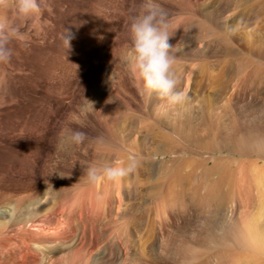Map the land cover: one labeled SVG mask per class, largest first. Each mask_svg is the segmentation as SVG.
I'll use <instances>...</instances> for the list:
<instances>
[{
    "label": "rangeland",
    "instance_id": "obj_1",
    "mask_svg": "<svg viewBox=\"0 0 264 264\" xmlns=\"http://www.w3.org/2000/svg\"><path fill=\"white\" fill-rule=\"evenodd\" d=\"M51 1L54 21L50 40L26 54L8 45L13 53L9 63L21 65L25 71L17 75L19 78L8 76L3 80L2 91L6 98L14 99L15 109L2 114V133L20 126L35 131L42 125L51 129L58 123L85 132L87 139L82 145L65 151H55L57 139L51 140L53 134L46 139L47 152L57 159L51 170L55 184L70 188L75 187L76 179L85 178L86 169L94 165L92 159L98 154L117 151L113 146L116 142L129 154V162L135 160L131 153L138 149L135 170L122 179L125 201L120 205L115 201L111 216L105 219L118 256L116 264H264V252L256 248L247 232L254 226L264 236V85L257 71L259 64L264 68V0H191L189 4L185 0H156L170 20L174 69L189 96L184 105L166 111L158 106L161 102L155 96L138 91L122 60L130 43L125 14L133 0ZM91 17L95 21L93 29ZM65 30L72 35L69 48L62 39ZM93 30L96 33L90 39ZM226 46H232L235 54H227ZM230 59L242 60L236 100L244 99L234 111L216 120L214 111L221 115L225 96L231 92L219 95L213 79L218 71L216 62ZM199 63L208 64L205 76L196 67ZM150 126L170 131L176 139L181 138L177 134L180 132L190 152L150 153L164 150L149 136ZM33 140L38 141L35 136ZM32 146L20 139L0 145V185H16L21 170L27 176L32 167L27 151ZM192 157L206 161L193 170H180L182 180L174 196L169 173L162 170L168 169L170 162L154 161ZM217 161L221 165L215 164ZM113 165H120V160L114 159ZM115 184L112 182L113 190ZM213 192L222 196L221 205L209 197ZM127 225L129 236L124 246L116 235L124 237ZM232 227L243 239L234 237L229 230ZM47 242L36 244L41 253L39 264H48L47 256L56 252L48 251L51 244ZM107 244V240H100L86 264L98 261ZM126 252L129 259L125 261Z\"/></svg>",
    "mask_w": 264,
    "mask_h": 264
},
{
    "label": "bare ground",
    "instance_id": "obj_2",
    "mask_svg": "<svg viewBox=\"0 0 264 264\" xmlns=\"http://www.w3.org/2000/svg\"><path fill=\"white\" fill-rule=\"evenodd\" d=\"M185 1H186V4L191 3V0H185ZM46 3L48 5V8H50L51 10L49 11L48 8H45L42 11V14L40 15L39 19H37L34 22H30L29 25L25 29H22V31L26 32L27 41L26 42H20L17 40H12L9 43V46L14 47L16 50H25V54H26V51L31 52L30 50H33V48L43 46V45H45V43L47 41L50 40L49 39L50 35H51L50 29L53 27L52 25H53L54 17H53V11H52L53 9H52V4H51L52 1L46 0ZM94 12H95V10H94ZM55 14H57V13H55ZM88 14H89V12L87 13V15ZM94 22H95L94 19L91 17V23H90L91 25L90 26L92 29L95 26ZM55 26H58V25H55ZM89 30L91 32V29H89ZM94 30L91 33L92 36L90 39H93L94 32H95ZM53 36H54V34H53ZM87 37L89 38V36H87ZM216 41H218V40H216ZM224 46H225V44H224ZM191 47L193 48L192 45H191ZM231 47L226 46V49H225L226 53L229 55L235 54V52L233 51V49H231ZM198 48H200V47H198ZM218 48L219 47H217V49ZM20 52H22V51H20ZM195 53H197V52H195ZM197 54H199V51ZM192 55L194 56L195 54L193 53ZM200 55H203V54H200ZM236 56H237V54H236ZM82 58H84V56ZM198 58H200V57H198ZM85 59H83V60H85ZM83 60H81V61H83ZM241 61H242L241 59H239V60H237V59L231 60L230 59V60L216 62L217 66H218V71L215 74L213 79H215L217 81V85L215 83L214 84L220 89V91L217 90V91H219V95L221 96L224 94V96H225V94L228 93V91L231 89V92L229 93V95L225 96V102H224L223 106L221 107L222 109L220 108L221 109V111H220L221 115L217 114L218 111L217 112L214 111V115H215L216 120H219L221 118V116H227L228 112L234 111L232 109H234L235 106L238 105V102H240V100L244 99V98L243 99L238 98L239 100L238 101L236 100V94H237L236 90L238 87V79L240 77L241 68H242ZM11 62H13V61H11ZM81 63H83V62H81ZM77 64H78V62H77ZM258 64H259V62H258ZM20 66L21 65L17 66V63L15 66L14 62L13 63H7V64H0V120H1V116L3 113L9 112L12 108H14L13 106H15L14 105V99H12L11 96L6 98V95L2 91L3 80L6 77L8 78V76L9 77L11 76V78L14 77V79H16L17 75L24 73V71H25L24 68L22 66L21 67ZM207 66H208L207 63H199L196 65V67L199 68V70L201 71L200 72L201 76H205L206 73H208ZM257 67H258L257 71H258L259 78L261 79V82L264 85V68L260 64L257 65ZM29 68L27 69L28 71H29ZM214 68H215V66H214ZM29 74H31V73H29ZM189 75H190V71H189ZM227 76H228V79H225V77H227ZM21 78H23V77H21ZM189 80H190V77L188 76L185 80L187 82V83L185 82V85H188ZM233 81H234V83H232ZM5 85H7V84H5ZM203 86H206V85H203ZM200 88L202 89V86ZM253 88H254V85H253ZM212 90H213V88H212ZM199 91H201V90L199 89ZM17 97H19V96L17 95ZM155 100L157 101L156 97H155ZM201 100H203V99H201ZM158 102H160V101L158 100ZM216 106H218V105H216ZM200 107H201V105H200ZM200 115H201V113H200ZM228 116L232 117V115H230V114ZM208 117H210V116L208 115ZM203 120L204 119H202V121ZM207 121H208V118H207ZM197 122H199V121H197ZM186 123H188V121ZM127 124L128 123H126L125 125H127ZM116 125L117 124L115 123V126ZM120 125H121V123H120ZM186 125H188V124H186ZM196 125H197L196 127H198L199 124H196ZM207 125H209V124H207ZM65 126H66V123H65V125L58 123V124H54L51 127V129H49V127H46V126L43 127V125H42L41 126L42 128H41V130L39 129V131H37V130L35 131L33 129H27L25 127L20 126V127L14 128L11 131H8L6 134H3L2 133V126H1V122H0V145L1 146L3 143H5L6 140L7 141L9 140V142H10L13 139H16V140L20 139V140H22V142H26L28 144L30 143L33 145L31 148H28L29 150L27 151V154L32 159V167L29 171H27V176L24 177L23 172L21 170L22 173L20 171L17 172V175H18V177H20V179L16 183V185H14V186L13 185L12 186L0 185V264H39L41 262V253L38 250L36 244L38 242H41V241H48L51 244L49 246L48 251L55 252L54 250H56L55 253L47 256V263L48 264H86L89 261L90 257L92 256L93 250L98 245L100 240L101 241L107 240L108 244L105 246L106 248L105 247L103 248V251L101 252L102 254L97 259L98 261L95 260V263L93 262V264H116L118 261V256L115 253L114 248H113L114 247V240H112V238H110L111 234L109 232L108 225H107L105 219H106L107 215L111 216V213L113 212V208H114L113 203L116 201L120 205L121 201L124 200L123 190H122V187H123L122 186V180L115 181L116 182V184H115L116 188L114 190L112 188V182H110V181H103L102 180V181H98L95 184H89L88 182L84 181L85 178H80V177L75 180L76 184H75V187H73V188L67 187L66 185L60 186V183L55 184V181H54L53 176L51 174V170L53 168V165H55L57 163V159L55 158V155L53 153H50V151L47 152L46 144H47L48 140H46V139H47V137H48V139H50V134H53L51 140L56 141V139H57L56 134L59 132V130L62 127H65ZM190 128H192V127H190ZM205 128H206V126H205ZM189 130H191V129H189ZM148 131H149L148 132L149 136L152 137L153 139H155V141L157 142L159 147H162V149H164V150H160V151H158L159 149L156 151L153 150L150 153H154L155 155L171 154V153L182 155L186 152H190V149L188 147L189 143L186 142V139H184L185 136L181 135L180 132H178V133L175 132V134L177 133L178 136L181 137L179 139H176L175 137H173L171 135L170 131H163L162 129L161 130L154 129L152 126H150L148 128ZM200 134H202V133H200ZM32 136L33 137L35 136V139H38V141L33 140V142H32ZM189 137H190V135H189ZM236 139H238V138H236ZM243 140H245V139H243ZM131 141H132V139H131ZM233 141H235V140H233ZM243 142H245V141H243ZM247 142H248V139H247ZM51 144H52V142H51ZM239 145H241V144L239 143ZM54 146H53V148H54ZM113 146L117 147L118 150L114 151L113 154L109 153V152H107V153L101 152L94 159H92V163H94L93 166L99 167V166H104V165H111V163L113 165L114 159L120 160V165H118V166L113 165L114 167H121V166L125 167V166H127L129 164V161L126 159V157L129 154L125 150L121 149L119 142H116L115 145H113ZM204 147H203V149H204ZM201 149H202V147H201ZM55 151H57V150H55ZM98 151H99V149H98ZM129 153H131V152H129ZM22 154H23V152L21 153V155ZM131 154L134 155L133 158H135V161H136V159H137L136 156L139 155L138 149L135 152H132ZM24 155L26 156V154H24ZM205 161H206L205 159L204 160L203 159H194L192 157V158H186V159L185 158H177V159H173V160H162V161L156 159L154 162H156L158 164H165L167 162H170V166L168 167V169H162V170L165 172L166 175H168V173H169L170 177H168V178H170L169 180H171V183H172L171 184L172 189H171L170 193L174 194V192L176 193L175 190L177 188H179V186L181 184L182 179H181V175H180V170L182 168H187V167L193 170L195 165H197L199 163L203 164ZM215 164H217V165L220 164V161H217ZM19 166H21V165L19 164ZM172 167H174V169H172ZM29 168H30V166H29ZM226 170H228V169L226 168ZM205 171H206V169H205ZM77 182H78V184H77ZM183 184H184V182H183ZM174 196H175V194H174ZM209 197L210 198L212 197L213 200L217 199V201H219L222 198V196L220 197V195L215 193V192L211 193L209 195ZM102 204L104 206H102ZM219 205H221L220 201L218 202L217 206H219ZM100 206H102L104 208L103 212H101L99 210ZM117 207L119 208L120 206H117ZM157 207L158 208L160 207L158 203H157ZM129 228H130L129 225H127L126 229H125L124 237L123 236L120 237L118 234L116 235V237L118 238V241L120 242L121 245L127 246L126 243H127V238L129 236ZM229 230L233 233L234 237H238L240 239H243L242 238L243 236L237 232L235 227L229 228ZM159 232H160V230H159ZM247 232L253 238V240H254L253 242H255L256 248L259 251L264 252V236L259 232V230L256 227L251 226V227H249ZM228 234H230V233H228ZM48 242H47V244H48ZM124 254H125L124 259L126 261L129 259V254H128V252H126ZM93 258H95V257H93Z\"/></svg>",
    "mask_w": 264,
    "mask_h": 264
},
{
    "label": "clouds",
    "instance_id": "obj_3",
    "mask_svg": "<svg viewBox=\"0 0 264 264\" xmlns=\"http://www.w3.org/2000/svg\"><path fill=\"white\" fill-rule=\"evenodd\" d=\"M45 8H48L46 0H0V64L10 62L13 53L8 45L12 40L27 41L22 29L39 19ZM125 27L130 43L122 60L138 91L142 95L155 96L161 102L159 107L165 111L184 105L189 96L181 88V77L174 69L171 23L167 13L156 0H133L125 14ZM62 39L69 48L72 35L68 30ZM56 135L54 147L57 151L78 147L87 139L85 132L70 127H62ZM135 166L134 159L126 167L90 166L86 169L85 179L89 184L102 180L119 181L132 173Z\"/></svg>",
    "mask_w": 264,
    "mask_h": 264
}]
</instances>
